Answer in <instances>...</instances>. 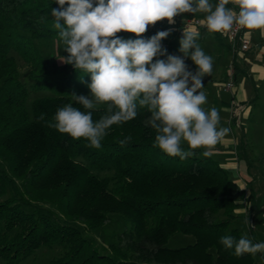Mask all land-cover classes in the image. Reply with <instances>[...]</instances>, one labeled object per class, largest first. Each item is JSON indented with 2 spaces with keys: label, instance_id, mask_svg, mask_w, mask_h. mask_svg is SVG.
I'll return each instance as SVG.
<instances>
[{
  "label": "trees",
  "instance_id": "16d2710c",
  "mask_svg": "<svg viewBox=\"0 0 264 264\" xmlns=\"http://www.w3.org/2000/svg\"><path fill=\"white\" fill-rule=\"evenodd\" d=\"M55 8V0H0V258L17 264L58 246L47 264H256L252 254L238 257L220 243L223 236H244L234 225L243 200L238 183L204 149L182 160L154 146L146 107L112 125L99 149L49 126L66 104L84 111L71 94L89 95L91 82L90 74L60 60L68 53L53 27ZM41 41L58 42V56L44 57ZM12 51L26 64L24 75ZM32 92L43 94L31 98ZM106 111V105L92 110L93 121ZM256 161L264 184V149ZM113 215L123 229L99 246L89 233ZM175 234L193 241L168 247Z\"/></svg>",
  "mask_w": 264,
  "mask_h": 264
},
{
  "label": "clouds",
  "instance_id": "9594fccd",
  "mask_svg": "<svg viewBox=\"0 0 264 264\" xmlns=\"http://www.w3.org/2000/svg\"><path fill=\"white\" fill-rule=\"evenodd\" d=\"M59 8L51 10L53 27L59 30L63 50L60 60L76 70L90 74L89 95L72 93L73 100L84 111L69 103L57 109L50 127L71 138L86 139L99 149L112 125L130 121L138 115V107L150 112L147 124L156 131L155 145L164 153L185 159L204 149L212 151L229 132L218 128L220 114L213 107H202L207 97L202 78L210 75L213 58L196 43L199 32L184 29L179 40L182 56L167 54L161 41L171 29L143 38L150 25L182 13H206L203 21L212 33H224L238 25L249 32L264 35V0H55ZM232 3L238 11L226 7ZM67 5V7H65ZM95 5V6H94ZM119 32L134 34L124 39ZM165 57L156 59L154 57ZM191 59L197 66L193 73L185 63ZM191 85V86H189ZM106 105V114L95 122L92 110ZM130 139V138H129ZM125 141H121V144ZM187 145V148L184 145ZM220 243L233 249L236 256L264 253V243H253L245 234L238 240L223 236Z\"/></svg>",
  "mask_w": 264,
  "mask_h": 264
},
{
  "label": "rangeland",
  "instance_id": "374dc122",
  "mask_svg": "<svg viewBox=\"0 0 264 264\" xmlns=\"http://www.w3.org/2000/svg\"><path fill=\"white\" fill-rule=\"evenodd\" d=\"M203 14L206 13H182L173 18V24H169L167 20H162L157 22L155 25H150L147 30H154L153 35H155L159 31L171 29V35L162 40L161 44L162 47L167 50V54L174 55L177 50V46L180 45L179 40L183 34L182 24L191 17H198L200 15L202 16ZM181 29L182 31L180 32L179 30ZM209 34L212 33L208 31L207 33L203 34V36L201 35V33H199V37L196 40V43L202 49H209ZM201 36L203 37V39H201ZM218 38L224 41L221 37ZM37 46L44 57L58 56L59 54V44L56 41L37 42ZM11 53L16 58L21 75H24L27 71L26 64L15 52L12 51ZM156 59H166V56H158L153 60V62H155ZM230 61V55H228L225 59L223 58L217 60L214 68L216 66L218 67L212 70L214 74L210 75L211 80H206L205 82L202 81L204 88L201 89V91H204L207 97L206 103L202 105V107L206 109V111H210L213 107L218 110L220 114V124L218 125V128L226 127L230 129L229 125L226 123L229 116L228 114L230 113L229 110L227 112L224 107H226L225 102L230 101L231 93L225 91L221 85L226 80V73H224V67H226ZM237 80L241 82L242 80H244V77L242 75H239ZM42 94L43 93L32 92L30 97L34 98ZM220 100H222L224 103L220 104ZM247 103H249L250 107L253 109L251 111V117L254 119H250L251 121L245 120L243 124L246 128L250 130V132H252L253 139L251 141L245 139V141H249L246 144L249 145L247 154L248 160L252 163L253 167L252 169L248 170L249 172H247L245 167H243V170H239V174L236 171L233 172V176L237 177L238 179H251L252 177L256 179L258 175L260 176V172L258 174V170L260 171V164L256 161V157L264 149V87L258 90L257 97L254 101H251V103ZM213 158L217 160L215 156H213ZM257 181L258 180L255 181L254 185V192L255 197L257 199V203L255 202L254 207L247 213L246 208L248 207V204L243 201H240L237 205V208H240L241 211L236 212L238 217L234 225L238 227L244 235L246 234L247 237L251 239L253 243H264V191L261 192V187H259L258 183L259 181ZM260 182V184L264 186L262 181ZM42 205H44L46 208L55 210V208L48 203ZM124 224L125 222L118 215H113L112 221L101 226L97 230L90 232L89 236L92 237L99 246H108L110 243L115 241L116 234L123 229ZM192 241L193 238L189 235L175 234L169 238L166 245L168 247H177L185 245ZM59 252L60 247L58 246H54L52 248L42 247L38 249L34 255H31L30 257L17 264H47L49 259L53 256L58 255ZM253 257L256 264H264V253L258 252L253 255ZM0 264L8 263L4 262L0 258Z\"/></svg>",
  "mask_w": 264,
  "mask_h": 264
},
{
  "label": "crops",
  "instance_id": "0c3cea01",
  "mask_svg": "<svg viewBox=\"0 0 264 264\" xmlns=\"http://www.w3.org/2000/svg\"><path fill=\"white\" fill-rule=\"evenodd\" d=\"M231 5H227L226 7H230ZM181 27V26H180ZM180 32L182 31L179 30ZM201 35L207 33L208 30L201 31V29L196 30ZM212 33V32H211ZM201 36V39L203 37ZM210 37V46L209 49H202L205 54L210 55L213 58V69H216L215 63L219 59H225L228 55L231 56V61L228 63L230 65L233 64L235 69V88L231 93V99L228 102H225L226 107L225 110H229L228 119L226 123L230 127V132L217 144L215 145L212 156H215L219 161L220 165L224 167L231 178H233L238 185L240 186L243 192V202L246 204L249 203L252 195L255 202L257 203V199L255 197L254 185L255 181L259 183V187H261V192L264 191V186L260 183L261 178L258 175L257 178H240L233 176V172H238L239 170H243L245 167L247 172L252 169V163L246 158L248 155V146L247 142L253 139L252 132L248 128H246L243 122L251 121L250 119H254L251 117L252 108L250 104L247 102L254 101L257 97L258 90L264 87V35H261L260 30L251 31V45L250 48L246 51L240 50H232L227 40L220 33H212L209 34ZM218 37H221L224 41L220 40ZM180 45L177 46V50L174 55L182 56L183 54L179 52ZM187 62V63H186ZM186 65L189 70L197 71V66L193 63V61L189 58L185 60ZM224 67V73H226L227 67ZM223 67V66H222ZM236 67V68H235ZM212 69V70H213ZM214 72H211L210 75H213ZM210 75L205 76L206 80H211ZM242 75L244 80L239 82L237 80L238 76ZM204 81V82H205ZM222 85V84H221ZM221 87V86H220ZM226 91V90H225ZM228 92V91H227ZM224 102L220 100V104ZM240 104L243 106V110L237 115L235 105ZM209 109V108H208ZM206 111V109H205ZM234 121V122H233ZM255 122V120H254ZM242 139H248L249 141H245V151H242L241 141ZM259 174V170H258ZM261 185V186H260ZM236 212L241 211L240 208H236Z\"/></svg>",
  "mask_w": 264,
  "mask_h": 264
},
{
  "label": "built area",
  "instance_id": "2783aa9c",
  "mask_svg": "<svg viewBox=\"0 0 264 264\" xmlns=\"http://www.w3.org/2000/svg\"><path fill=\"white\" fill-rule=\"evenodd\" d=\"M230 5L231 6L229 8H233L238 11V7L236 5L232 3H230ZM205 17L206 15L191 17L182 24V28L194 30L207 29L205 24L203 23ZM220 34L227 40L233 51H246L250 48L251 32L246 29L240 28L238 25H234L231 30ZM222 87L228 92H232L235 88V69L232 63L227 67L226 80L222 83ZM235 107L236 114L238 115L243 110V106L237 104L235 105Z\"/></svg>",
  "mask_w": 264,
  "mask_h": 264
}]
</instances>
